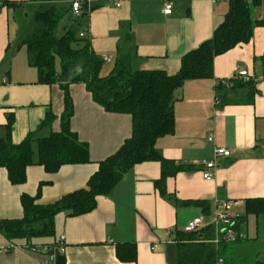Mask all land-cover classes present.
Here are the masks:
<instances>
[{"label":"crops","instance_id":"0c3cea01","mask_svg":"<svg viewBox=\"0 0 264 264\" xmlns=\"http://www.w3.org/2000/svg\"><path fill=\"white\" fill-rule=\"evenodd\" d=\"M10 1L24 4L19 9L0 5V139L6 136L7 116L12 113L16 118L12 140L20 144L30 133L47 138L61 131L65 82L40 84L38 71L29 64L27 46L22 45L41 31L34 15L44 6V0ZM227 2L175 0L172 15L165 16L162 0H93L89 15L80 24L84 31L87 27L84 38L94 52L103 61L111 60L104 62L102 77L113 70L120 44L131 50L135 70L175 75L181 69L183 56L213 37L228 13ZM52 4L68 5L65 0ZM71 17L73 25L76 20L72 12L64 19ZM263 56L264 27L256 26L248 44L215 58L212 79L187 81L175 92V131L160 138L156 148L166 160L191 169L166 179L164 188L172 200L164 198L156 185L162 176L160 163L136 165L109 196L97 199L93 212L79 217L59 214L51 241L39 238L29 242L37 245L36 252L5 251L9 243L26 246L28 242H10L0 235V264H54L40 247L56 243L61 236L66 238V264H176L174 237L183 233L189 221L200 217L206 228L212 227L216 204L222 200L235 203V217L245 215L246 200L264 198ZM242 70L249 73L248 81L238 76ZM245 82H254V93L248 87H238ZM220 84L222 88L218 90ZM69 93L74 106L70 128L88 144L91 163L65 166L54 175L46 174L40 166H31L26 184L20 187L12 186L6 171L0 169V220L21 219V195L35 196L41 183L45 184L41 205L86 187L97 164L115 154L131 137L130 115L105 111L83 84L70 85ZM220 97L222 106L216 105ZM48 112L57 119L41 126ZM210 135L214 136L213 142L208 141ZM217 147L230 149L232 157L217 160L214 179L208 182L202 172L205 163L214 159ZM184 201L203 202L208 211L197 205L183 206ZM241 241L250 242L241 234L238 241L221 243L216 247V258L231 264V255L237 252L233 247ZM132 247L136 248V260H121L118 252L128 258L134 251Z\"/></svg>","mask_w":264,"mask_h":264},{"label":"trees","instance_id":"16d2710c","mask_svg":"<svg viewBox=\"0 0 264 264\" xmlns=\"http://www.w3.org/2000/svg\"><path fill=\"white\" fill-rule=\"evenodd\" d=\"M56 1L44 0V6L34 15V21L42 27L41 31L23 41L22 45L27 46L29 64L38 71L40 84L51 86L65 82L62 85L65 111L60 118L61 131L47 138H36L34 133H30L20 144H15L12 133L16 118L14 114H8L7 133L0 139V169L6 171L12 186L20 187L26 184L31 166H40L46 174L54 175L65 166L91 163L88 144L81 142L70 128L74 113L69 93L72 84H83L93 100L105 111L130 115L132 135L115 154L97 164V171L90 177L86 187L47 205L39 204L44 183L39 185L35 196L26 193L21 195L22 218L0 220V235L10 242L26 240L30 248H37V245L29 243L32 239L54 236L55 220L59 214L68 213L69 217H79L93 212L97 208V199L109 196L136 165L160 163L162 176L156 185L164 198L172 200L164 188L166 179L191 169L166 160L156 148L160 138L172 135L175 131V92L187 81L212 79L215 58L241 44H248L253 38L255 26L264 27V21L254 23L251 14V8L261 5L264 0H227L230 8L224 21L215 29L211 39L183 56L177 74L135 70L131 50L120 44L113 70L107 77H102L103 59L94 52L88 39L80 37L84 31L80 20L89 15L90 1L93 0H76L81 3L82 18H75L72 27L61 38L55 36V29L71 12L70 2L74 0H65L68 5L62 7L50 5ZM1 3L12 9H19L24 4L10 0H0ZM261 63L264 72V56ZM239 86L255 92L254 82L240 83ZM221 88V84L217 86L218 90ZM221 99L220 106L224 103ZM56 119L52 112H48L41 126L50 125ZM34 144L37 146V162L34 160ZM182 205H197L208 211L207 204L203 202L184 201ZM250 216L257 220L264 216V198L245 201V215L237 217L236 241ZM214 240L215 230L212 227L191 234H175L176 264H214L217 260ZM132 249L134 251H130L128 258L119 251V258L124 261L136 260V248ZM56 258L55 264H66L65 256L58 254ZM224 264L229 263L225 261ZM256 264H264V261H257Z\"/></svg>","mask_w":264,"mask_h":264},{"label":"built area","instance_id":"2783aa9c","mask_svg":"<svg viewBox=\"0 0 264 264\" xmlns=\"http://www.w3.org/2000/svg\"><path fill=\"white\" fill-rule=\"evenodd\" d=\"M164 3L163 8V14L165 16H170L173 13L174 8V1L175 0H162ZM117 6H120L117 4ZM71 12L74 15L76 19L82 18V6L79 1H71L70 2ZM261 20L264 21V16L261 17ZM88 29H85V31L80 33V37L84 38ZM109 58H105L104 62L110 63ZM238 76L240 78H244L245 80H249V73L245 70H242L239 72ZM220 103V100L216 98V105ZM209 142L214 141V136L210 135L208 137ZM232 157V151L227 148H215L214 151V159L212 161L205 163V169L202 172L204 180L210 182L214 179V170L217 167V160L223 158V159H229ZM234 202L232 201H226L222 200L217 202V208L216 213L213 219L212 228L215 230V240L214 244L216 247H218L221 243L230 244L236 241L238 237V233L236 231L237 226V217H235L232 214V207L234 206ZM205 223L202 218H194L191 221L188 222V224L184 227L183 232L186 234H191L195 232H199L202 229H205ZM65 236H61L59 240L56 241L55 245H45L41 246V251L45 254L50 256V262L56 263L57 255H63L66 254V243H65ZM31 250L36 252L37 248H30L27 246H17L13 245L12 243H9L5 251H15V252H21V251H27ZM224 259L222 257H218L216 262L214 264H224Z\"/></svg>","mask_w":264,"mask_h":264},{"label":"rangeland","instance_id":"374dc122","mask_svg":"<svg viewBox=\"0 0 264 264\" xmlns=\"http://www.w3.org/2000/svg\"><path fill=\"white\" fill-rule=\"evenodd\" d=\"M223 5L225 4L223 3ZM53 6L62 7L64 5L59 4ZM251 14L254 23L256 21H259V17L264 15V3H262L257 7H252ZM72 22H73L72 17L70 19L63 18L55 29V36L57 38H61L62 36H64L66 32L72 27L71 25ZM36 154H37V148H36ZM263 224H264L263 217H260V219L258 220L255 217H249L248 222L245 225H243V227L241 228L240 234H242V237H245L246 241L248 239L250 240V242L248 244H244L245 242L241 241L240 245L237 244L234 245L233 248H235L237 252L236 254L231 253L232 254L231 258L233 259L231 264H256L257 261H261V262L264 261V225ZM40 239L44 240V242L52 240L49 238L48 239L40 238Z\"/></svg>","mask_w":264,"mask_h":264}]
</instances>
